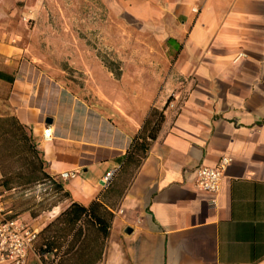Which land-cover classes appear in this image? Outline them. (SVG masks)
<instances>
[{
  "label": "crops",
  "instance_id": "crops-1",
  "mask_svg": "<svg viewBox=\"0 0 264 264\" xmlns=\"http://www.w3.org/2000/svg\"><path fill=\"white\" fill-rule=\"evenodd\" d=\"M44 1L0 0V121L23 127L65 197L38 217L14 214L41 232L72 204L102 206L112 218L96 264H264V0H123L132 23L128 52L112 39L115 59L138 44L150 64L125 103L99 93L87 103L39 68L27 35L54 29ZM65 54L99 61L88 49ZM152 112L163 121L141 158ZM223 158L219 193L197 191L196 170ZM52 259L33 251L25 264Z\"/></svg>",
  "mask_w": 264,
  "mask_h": 264
},
{
  "label": "rangeland",
  "instance_id": "rangeland-1",
  "mask_svg": "<svg viewBox=\"0 0 264 264\" xmlns=\"http://www.w3.org/2000/svg\"><path fill=\"white\" fill-rule=\"evenodd\" d=\"M51 1L56 10L55 15L49 18L50 21L55 22L54 29L50 33L46 28L34 33L31 30L27 35L30 43L33 41L38 43L36 44L38 48L29 50V53L36 59L39 68L71 88L73 94L87 103L95 102L96 93L109 101L115 97L117 103L133 101L134 95L129 94L127 90L132 88L133 84L136 85L135 81L140 83L145 81L150 64L145 62L143 45L138 44L131 59L126 58L123 62L115 59L113 38L120 43L121 51L128 52L127 44L124 42L129 39L126 29L132 21L126 15L127 2L123 0ZM44 3L47 10L48 0ZM45 24L47 25V22ZM85 49H88V52H95L99 61H72L69 58L74 56L65 54L84 52ZM123 73H127V76L124 82L120 83ZM156 118L152 121H156ZM9 139L8 136L0 137L1 175L28 176L30 168H26L24 160L14 156L16 147L6 143ZM26 157L30 162L42 159L39 153L36 159L31 155ZM44 171L46 172L45 166ZM22 183L23 180L19 178H14L12 182V187L18 189L19 193L9 201L8 207L16 214L29 213L32 217H38L63 202V195L54 190L53 181L28 185ZM86 233L89 239L94 236L92 228L86 229ZM91 246L95 251V244Z\"/></svg>",
  "mask_w": 264,
  "mask_h": 264
},
{
  "label": "trees",
  "instance_id": "trees-1",
  "mask_svg": "<svg viewBox=\"0 0 264 264\" xmlns=\"http://www.w3.org/2000/svg\"><path fill=\"white\" fill-rule=\"evenodd\" d=\"M110 73H114L109 70ZM115 77H119L116 76ZM157 117V118H156ZM156 118V121L152 119ZM163 121L162 114L152 112L146 121L143 130L139 136L140 143L136 147L141 151L143 158L149 141H153L159 131ZM8 136L10 139L6 143L16 147L15 155L18 159L25 161L26 168H30L28 176L15 174L2 176L0 188L11 189L14 178L23 180L22 185H28L43 181L52 182V178L44 171L42 159H36L38 153L35 149L31 137L25 132L23 127L19 126L14 120L0 121V137ZM27 155L35 157V162L27 161ZM0 168L1 165H0ZM54 190L63 195L61 186L53 184ZM111 215L104 210L102 206L93 203L85 209L72 204L69 208L59 214V216L48 224L38 235V242L34 247V252L42 261H45V255L53 257L52 263L55 264H96L100 260V244L105 247L111 224ZM92 228L94 236L89 239L86 229ZM98 239L97 257L94 248L91 246Z\"/></svg>",
  "mask_w": 264,
  "mask_h": 264
},
{
  "label": "built area",
  "instance_id": "built-area-1",
  "mask_svg": "<svg viewBox=\"0 0 264 264\" xmlns=\"http://www.w3.org/2000/svg\"><path fill=\"white\" fill-rule=\"evenodd\" d=\"M41 137L44 142L51 141L53 137L52 130L45 127ZM230 162V159L223 158L214 168L200 167L197 169L194 184L197 191L212 197L216 196L220 191L225 170ZM73 176L71 173H63L60 178L67 180ZM112 178V172L106 174L102 186L108 187ZM18 193L16 188H0V264H25L28 255L34 251V247L38 242L39 231L32 228L29 223L21 220L7 206L8 202ZM47 256L45 255L44 258Z\"/></svg>",
  "mask_w": 264,
  "mask_h": 264
}]
</instances>
